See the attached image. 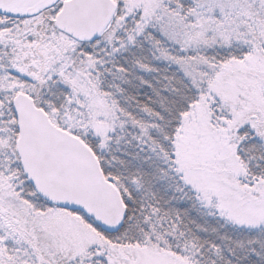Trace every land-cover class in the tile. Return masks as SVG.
Here are the masks:
<instances>
[{
	"label": "snow or ice",
	"instance_id": "snow-or-ice-1",
	"mask_svg": "<svg viewBox=\"0 0 264 264\" xmlns=\"http://www.w3.org/2000/svg\"><path fill=\"white\" fill-rule=\"evenodd\" d=\"M0 264H264V0H0Z\"/></svg>",
	"mask_w": 264,
	"mask_h": 264
}]
</instances>
